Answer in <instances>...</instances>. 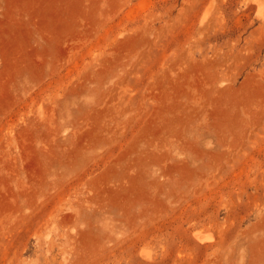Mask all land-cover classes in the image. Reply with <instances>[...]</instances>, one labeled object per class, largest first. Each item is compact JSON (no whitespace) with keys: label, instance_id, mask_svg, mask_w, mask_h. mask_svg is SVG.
I'll return each instance as SVG.
<instances>
[{"label":"rangeland","instance_id":"1","mask_svg":"<svg viewBox=\"0 0 264 264\" xmlns=\"http://www.w3.org/2000/svg\"><path fill=\"white\" fill-rule=\"evenodd\" d=\"M0 264H264V0H0Z\"/></svg>","mask_w":264,"mask_h":264},{"label":"bare ground","instance_id":"2","mask_svg":"<svg viewBox=\"0 0 264 264\" xmlns=\"http://www.w3.org/2000/svg\"><path fill=\"white\" fill-rule=\"evenodd\" d=\"M201 241H205V240H211L212 237L210 236H200V234L196 235Z\"/></svg>","mask_w":264,"mask_h":264}]
</instances>
